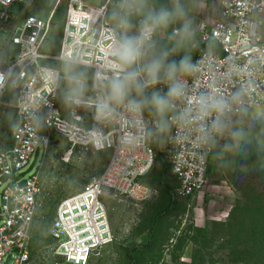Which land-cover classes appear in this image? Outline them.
<instances>
[{
    "label": "built area",
    "instance_id": "2783aa9c",
    "mask_svg": "<svg viewBox=\"0 0 264 264\" xmlns=\"http://www.w3.org/2000/svg\"><path fill=\"white\" fill-rule=\"evenodd\" d=\"M33 1L0 0V136L8 112L14 110L16 116L10 138L0 147V264L32 261L40 172L55 137L70 151H110L102 173L60 201L49 228L56 256L69 264H88L114 241L105 205L108 193L135 202L149 199L155 191L147 177L158 153L166 152L178 181L177 195L200 203L224 126L246 114L264 121V34L255 18L264 11V0H219V19L202 30L204 47L186 81L148 83L159 85L160 97L167 101L163 150L149 144L150 124L142 107L130 110L138 102L114 104L106 94L104 82L126 75L119 62L122 42L104 10L86 0H65L57 60L92 69L93 92L102 96L69 93L63 100L62 70L47 64L41 51L61 0L46 20L27 12ZM150 28L145 39L153 37ZM174 83L181 85L182 95H168ZM155 126L159 128V121ZM41 150L43 162L37 166Z\"/></svg>",
    "mask_w": 264,
    "mask_h": 264
},
{
    "label": "rangeland",
    "instance_id": "374dc122",
    "mask_svg": "<svg viewBox=\"0 0 264 264\" xmlns=\"http://www.w3.org/2000/svg\"><path fill=\"white\" fill-rule=\"evenodd\" d=\"M86 1L104 10L107 23L115 29L121 42L138 41L145 24L156 27L164 59L157 54L154 32L151 39L139 40V57L134 64L128 65L119 59L126 76L134 71L140 73L139 90L133 86L122 101L113 98L112 83L123 82L126 76L104 82V89L114 104L127 99L138 102L149 120V144L164 145L166 109L160 110L152 102L155 95L160 96V86H148L152 82L144 70L153 61H162L164 68L158 82L167 81L164 69L175 59L186 60L191 65L202 50L196 35L187 36L177 26L183 21L180 20L184 13L183 0ZM57 2L34 0L27 12L46 20ZM162 13L168 14L166 22L154 23L153 18ZM65 16L66 3L61 0L41 49L47 57L46 63L62 70L61 98L65 100L69 93L100 95L93 92L92 69L57 60ZM187 74L179 71L176 79L186 81ZM10 95L8 102L12 104L14 99ZM87 111L95 113L94 109ZM157 121L159 128L155 126ZM15 123V112L11 110L1 126L0 147L7 143ZM226 125L211 158L204 200L198 203L177 195L178 181L172 174L166 152L158 154L146 180L155 191L149 199L135 202L114 193L106 195L114 241L98 250L88 264H130L131 256L135 264H264V121L246 114L231 118ZM161 133L163 138L159 140ZM53 140L44 162L41 150L36 163L39 166L43 162V165L30 264H69L55 255L49 236L57 205L97 178L110 157V151L80 148L70 151L64 140L57 137ZM161 173L166 186L158 181Z\"/></svg>",
    "mask_w": 264,
    "mask_h": 264
},
{
    "label": "clouds",
    "instance_id": "9594fccd",
    "mask_svg": "<svg viewBox=\"0 0 264 264\" xmlns=\"http://www.w3.org/2000/svg\"><path fill=\"white\" fill-rule=\"evenodd\" d=\"M167 13H162L159 17L153 18L154 23H163L167 20ZM152 33V28H150L147 24H145L141 36L138 38V41H128L125 40L121 43L119 48V57L122 62L131 65L136 62L139 57L137 44L139 40H143L145 38H149ZM164 68L162 61H153L151 64L147 66L144 70L147 77L152 83H156L160 79L161 70ZM193 70V66L188 64L186 60H182L177 68L175 62L169 65L166 69H164V75L168 79H174L177 71L183 73H190ZM140 75L139 72H131L128 74L123 82L114 81L111 85L113 98L118 101H122L124 96L127 95V92L131 89V87L135 86L139 90V84L137 81V77ZM2 79V77H0ZM183 94V88L179 83H174L169 89V96H180ZM153 104L157 106L158 109L162 110L164 106L167 104V101L160 97L159 95H155L153 97ZM140 105L137 103H131L129 105L130 110H139ZM217 107L223 109L222 103H218Z\"/></svg>",
    "mask_w": 264,
    "mask_h": 264
},
{
    "label": "crops",
    "instance_id": "0c3cea01",
    "mask_svg": "<svg viewBox=\"0 0 264 264\" xmlns=\"http://www.w3.org/2000/svg\"><path fill=\"white\" fill-rule=\"evenodd\" d=\"M183 3L184 13L180 19L183 21L177 26H181L182 31L187 33V36L196 35L201 44L202 30L210 29L219 19V0H183ZM255 18L262 23L260 29L264 34V11L256 15ZM165 109L168 115L169 111L166 107ZM226 126H224V131Z\"/></svg>",
    "mask_w": 264,
    "mask_h": 264
},
{
    "label": "trees",
    "instance_id": "16d2710c",
    "mask_svg": "<svg viewBox=\"0 0 264 264\" xmlns=\"http://www.w3.org/2000/svg\"><path fill=\"white\" fill-rule=\"evenodd\" d=\"M144 1H148V0H144ZM142 10H143V8H142ZM141 14L143 15L142 11H141ZM152 24H153V23H152ZM153 32H154V42H155V48H156L157 54L159 55V57H160L161 59H164V58H163V53H162V47H161L160 42H159V39H158V37H157V29H156L155 26H153ZM202 47H204V46H202ZM195 58H196V57H195ZM174 62H175V64H176L177 68L179 69V66H180V63H181V62H178V60H176V59L174 60ZM177 73H179V71H177ZM177 73H176V75H177ZM175 79H176V76H175L174 79H169V80H175ZM160 117H161V116H160ZM162 138H163V134L161 133V134L159 135V140H161ZM158 142H159V141H158ZM158 154L161 156V153H158ZM213 155H214V154H213ZM157 158H158V157H157ZM150 173H151V172H150ZM149 175H150V174H149ZM149 175H148V177H149ZM148 177H147V179H148ZM158 181H159L160 184L166 186V181H165V178H164L163 173H161V179L158 180ZM167 188H169V187H167ZM169 192H171V189H170V188H169ZM156 220H157V219L153 220L151 230H153V226H154ZM32 247H33V246H32ZM130 261H131L130 264H135L132 256L130 257Z\"/></svg>",
    "mask_w": 264,
    "mask_h": 264
}]
</instances>
